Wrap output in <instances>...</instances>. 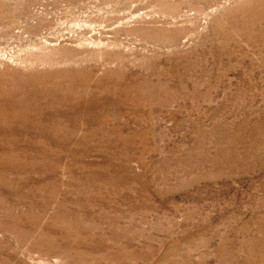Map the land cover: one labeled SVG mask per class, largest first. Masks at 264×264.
I'll list each match as a JSON object with an SVG mask.
<instances>
[{
  "label": "rangeland",
  "instance_id": "rangeland-1",
  "mask_svg": "<svg viewBox=\"0 0 264 264\" xmlns=\"http://www.w3.org/2000/svg\"><path fill=\"white\" fill-rule=\"evenodd\" d=\"M0 264H264V0H0Z\"/></svg>",
  "mask_w": 264,
  "mask_h": 264
}]
</instances>
